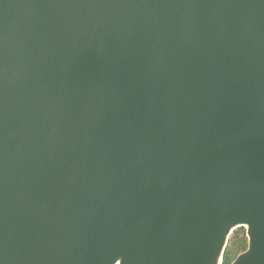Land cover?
<instances>
[{"label": "water", "instance_id": "1", "mask_svg": "<svg viewBox=\"0 0 264 264\" xmlns=\"http://www.w3.org/2000/svg\"><path fill=\"white\" fill-rule=\"evenodd\" d=\"M264 264V0H0V264Z\"/></svg>", "mask_w": 264, "mask_h": 264}, {"label": "rangeland", "instance_id": "2", "mask_svg": "<svg viewBox=\"0 0 264 264\" xmlns=\"http://www.w3.org/2000/svg\"><path fill=\"white\" fill-rule=\"evenodd\" d=\"M234 229L233 233L228 237L219 264H233L249 247L246 226H237Z\"/></svg>", "mask_w": 264, "mask_h": 264}, {"label": "bare ground", "instance_id": "3", "mask_svg": "<svg viewBox=\"0 0 264 264\" xmlns=\"http://www.w3.org/2000/svg\"><path fill=\"white\" fill-rule=\"evenodd\" d=\"M234 230H235V229H232V230H231V233H230V235L233 233V231H234ZM230 235H229V236H230ZM219 263H220V260H219Z\"/></svg>", "mask_w": 264, "mask_h": 264}]
</instances>
